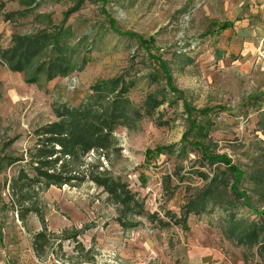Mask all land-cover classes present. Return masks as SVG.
Wrapping results in <instances>:
<instances>
[{
  "label": "rangeland",
  "instance_id": "rangeland-1",
  "mask_svg": "<svg viewBox=\"0 0 264 264\" xmlns=\"http://www.w3.org/2000/svg\"><path fill=\"white\" fill-rule=\"evenodd\" d=\"M0 1V157L24 155L34 129L66 108L106 106L93 88L110 79L133 81L127 97L139 108L148 93L166 89L160 60L181 92L165 90L152 115L140 112L116 127L115 147L83 156L127 184L142 206L141 214L128 215L132 227L120 225V208L102 187L50 186L40 193L48 241L37 254L38 217L20 220L8 205L18 167L0 169V264H264V228L257 239L242 236L253 221L264 227V0H83L64 25L74 32L72 44L82 39L76 54L87 61L65 77L41 75L38 83L10 70L1 53L13 36L59 25L78 0H36L24 15L15 12L23 9L19 0ZM125 32L152 40L146 48ZM184 100L209 109L192 113L201 131L186 135ZM197 141L244 172L239 187L249 206L234 210L242 220L226 216L227 193L212 199L211 211L190 213L186 227L174 222L214 174L230 178L222 162L201 156Z\"/></svg>",
  "mask_w": 264,
  "mask_h": 264
},
{
  "label": "trees",
  "instance_id": "trees-1",
  "mask_svg": "<svg viewBox=\"0 0 264 264\" xmlns=\"http://www.w3.org/2000/svg\"><path fill=\"white\" fill-rule=\"evenodd\" d=\"M19 2L23 6L22 10L15 11L19 15L30 12L36 4V0H19ZM82 2L83 0H78L75 6L68 8L64 12L62 22L54 28L52 27L53 29L49 30V27H45L34 35L13 36V44L1 53L3 63L12 71L24 73L25 81L28 83H38L41 75H45L47 79L56 76L65 77L80 69L87 61L86 57L79 58L76 54L78 46L82 44V39L72 44L74 32L64 24L69 15L80 8ZM3 8L4 3L0 1V13ZM38 16L45 18V15L42 14H38ZM114 22V19L109 18L111 28L120 32L113 27ZM226 27L227 24L224 23L222 28ZM125 33L126 36L136 38L146 48L147 42L152 40L146 41L135 33ZM159 62L164 72L166 89L148 93L139 108H135L127 97L134 82L126 80L123 76L110 79L93 88L98 92L99 98L107 99L106 106L94 107L93 104H87L71 109L66 108L59 114L57 120L47 122L34 129L33 144L25 151L24 155L14 157L4 154L0 157V169L12 165L18 167L16 174L9 181L10 202L8 205L12 207L20 220L34 214L42 224V230L34 234L32 238L33 248L37 254L42 252L48 241L40 193L50 186L79 187L90 181L96 186L102 187L103 191L108 194V198L119 206L120 217L122 216L123 219L120 218L118 221L124 227L134 225V222L128 219V215L142 213V206L134 198L125 182L111 176L107 169L99 170L97 165H87L83 156L89 151L106 153L115 147L117 145L114 137L116 127L122 122L133 120L140 112L152 115L154 110L162 104L163 97L159 96L165 90L181 94L172 85V77L169 69L164 65L165 62L161 60ZM154 80L156 77L152 75L151 81ZM183 104L189 123L186 135L195 130L197 126L199 127L197 129L201 131L202 126L197 123L192 113L197 111L206 114L209 109L197 110L185 100ZM195 144L204 159L211 163L222 162L227 168L230 178L226 177L225 171L214 174L202 189L187 198L183 205V215L174 219V222H182L186 227L190 213L211 211L212 209L208 206L212 199L224 197L227 193H230L231 199L227 200L223 210L232 221L236 217L234 210L238 205L249 206L246 191L239 187L245 178L244 172L232 164L225 154H212L207 146L200 141ZM171 193L172 191L169 192V194ZM250 208L254 214L262 213L256 208L251 206ZM235 220L239 221L242 218L237 217ZM262 221L260 220V222ZM260 222L253 221V228L245 235L241 233L242 236L249 240L257 239L260 235L259 231L264 228Z\"/></svg>",
  "mask_w": 264,
  "mask_h": 264
}]
</instances>
